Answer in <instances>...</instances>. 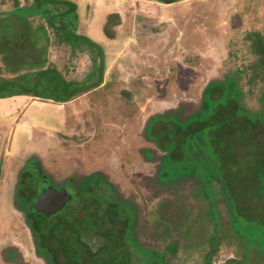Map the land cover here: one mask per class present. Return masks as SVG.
Returning a JSON list of instances; mask_svg holds the SVG:
<instances>
[{"label": "flooded vegetation", "instance_id": "obj_1", "mask_svg": "<svg viewBox=\"0 0 264 264\" xmlns=\"http://www.w3.org/2000/svg\"><path fill=\"white\" fill-rule=\"evenodd\" d=\"M68 1L77 5L78 12V3L74 0ZM183 1L176 0L164 4L163 1L155 0L161 7H169ZM96 9H98V19L94 21L93 29L101 38L98 39L96 34V38H93L89 33L76 31L78 36L90 41L87 43L90 48H87V41L81 40L82 51L76 52L83 53L88 49L91 64L88 74L75 81L91 84L90 79L92 78L93 81L100 71L103 80L98 86L79 93L75 99L57 104L65 106L63 111L66 114V106L80 98H85L83 117L88 121H96L99 127L96 129L94 126L93 132L84 136L85 130L83 126L81 127V119L78 117L73 129L80 128L79 135L75 130H68V124L61 132H48L60 139L58 152L55 153V157L61 162L59 165L50 164L45 160V155H41L38 150L23 151L21 163L12 162L14 156L21 157V152L12 151V154H9L7 150L5 152L0 150V160L4 159L2 163L0 162V186L3 182V167L5 166L7 174L8 171L13 170L12 166L17 168L14 177H11L14 181V189L10 195L11 203L4 204L9 216L4 220L0 218V237L5 231L1 227L3 221L6 223V228L13 227L15 220L12 219V215L20 217L33 245L35 259L41 264H178L191 263V257H196L197 261L202 262L195 261L192 264H214L213 260L222 253L218 241L219 235L226 244L227 239H230L232 245L244 247V244L247 250H254L256 255L259 253L264 255V54L254 53L252 50L253 44L260 43L258 36L264 42V33L253 31L246 36V40L244 39L257 58L255 62L245 67L239 65L235 72L224 75L222 80L216 77L209 78L204 85L198 86L195 82L199 78L194 77L193 81L189 78L187 82V79L183 81L178 77L179 73L176 69L179 66L175 63L176 55L163 54L165 50L173 47L174 42L176 45L179 26L187 24L190 20L189 16L180 17L178 12H175L172 16H167L165 19L168 20L163 23L162 17L155 12V8H138L131 5L124 10H127L128 14L127 20L124 21L123 12L115 6H102ZM88 14L89 6H86L85 17L83 20L79 19L78 23L85 25L89 23ZM133 20L135 21L132 22ZM169 23H173L171 30L167 29ZM89 30L93 32L92 29ZM102 37L103 43L99 41ZM104 40L109 42L108 46L118 44L125 46L113 67V77L121 78L124 85H119V79L110 77L109 82L115 80L111 84V89H99L105 83ZM66 46L73 52L71 46ZM94 56L97 59L95 63ZM162 58H167L171 63V69L167 70V63L163 64ZM159 67L163 71L166 69L168 73L154 74V70L157 71ZM124 78L130 80L126 81ZM199 80L203 81V77ZM100 95H103V98L99 97ZM197 101L198 105L193 112L187 114L183 112V106L193 105ZM102 122L114 123L115 128L104 127L101 131ZM66 123H68L67 118ZM210 126H216L217 129L210 130ZM205 127L209 130H204ZM97 131L102 134H98L100 139L89 146L88 143L94 141ZM1 140H4L2 133H0ZM108 141H114L116 145L111 146L114 148L112 152L116 151L119 157L115 158L108 151L112 144H107ZM84 145L88 147L84 149ZM9 155L12 157H10L11 162L5 160ZM86 159L90 162L86 163ZM155 164L158 165L155 167V179L151 183L155 185L156 197L161 196L167 203L176 201V195H170L169 187L166 186L174 185L168 184L180 173L174 172L179 169L182 172L194 170L184 175L189 177L187 183L194 185L192 193L188 196L193 202L190 229L191 235L195 233L196 227L211 230L207 253L191 245L188 251L191 257L188 258L184 256V250L180 251L176 245H154L152 248V245H142L137 241L139 231H137L136 207L120 197V188L115 185L117 183L109 179L106 170H113L114 166H117L116 179L123 177L125 172L127 174L124 177L132 172H144L142 174L148 176L145 173L146 167ZM29 166L32 169L36 167L39 181L33 180L28 170ZM11 178L8 177L7 181L10 182ZM84 185L89 187L80 191ZM49 187L56 190L65 189L72 198L62 211L46 217L35 212L34 204L42 192ZM139 190L142 192L141 188ZM184 190L185 188L177 194L179 200L184 197ZM3 191L4 189L0 188V206ZM169 196L173 199H169ZM91 204L96 209L93 206L90 211ZM123 205L134 207L136 223H132L134 220L131 214L125 213L126 231L127 226L131 224L127 231L128 240L123 231V236L119 238L120 244H116L115 248L105 245L108 240H105L103 235L97 232L87 234L83 225L78 224L83 218L80 212L87 215V213L94 214V210L103 214L108 213L109 209L110 217L118 220L116 207ZM7 206H10L11 210L7 209ZM79 207L82 209L78 210ZM84 207L87 208L86 211ZM68 216L76 222L73 228L77 234L79 233L77 242L71 248H68L69 245H57L52 242V238L57 236L59 231L66 233L68 230ZM238 218L241 223L246 224L244 227L246 230L251 231L256 227L255 233L244 241H242L244 235L237 231ZM30 222L35 226L38 225L36 230L40 236L42 235L43 240L47 241L40 246L41 254ZM44 222H55L56 226L51 229L45 228ZM57 223L62 224L60 229L57 228ZM258 232H261V235ZM91 238L99 241L95 252L87 245L88 241H84ZM3 244L0 242V245ZM8 245L10 248L7 247ZM8 245H4L5 247L0 251V264H23L22 256L17 250L20 245L14 243ZM179 255L184 258L179 259ZM250 259L253 260V264H260L259 258ZM224 264H247L246 253L244 252V256L239 260L230 258Z\"/></svg>", "mask_w": 264, "mask_h": 264}, {"label": "rangeland", "instance_id": "obj_2", "mask_svg": "<svg viewBox=\"0 0 264 264\" xmlns=\"http://www.w3.org/2000/svg\"><path fill=\"white\" fill-rule=\"evenodd\" d=\"M74 1H76L79 5L77 13L80 20H83V18L85 17L86 6H89L88 16H90L89 23H87L86 25L85 23H77V28L75 30L80 33H89V35L91 34L93 38H96L97 36V33L94 32L95 30L93 29L95 25L93 23L98 19V9H96V7L115 6L119 11L123 12L122 15L124 21L127 20L126 16L128 15L127 10H124L131 5H134L138 8H155V12L162 17L161 21H163V23L164 21L168 20L165 19L167 16L170 17L175 12H178L177 14L180 17L189 16L188 19L190 20L188 21V23L184 26L182 24L179 26L180 28L177 35L178 42H176V45L174 42L173 47L165 50L163 54L169 55L172 53L177 56V62L175 63H178L179 67H177L176 71L179 73L178 77H180L183 81L187 79L188 82L189 78L192 79L191 81H193L194 77L197 79L203 77V81L201 82L199 79L196 80L195 85L198 86L204 85L209 78L212 79L216 77V79L222 80L224 75H227L230 72H235V70L239 68V65H241V67H245L246 65H250L255 62L257 58L252 54L250 46L245 41V38L253 31L264 33V0H184L181 3L169 7L158 6V3H156L155 0ZM13 3L14 0H0V14H6L11 11L14 7ZM26 4L27 3L24 0H20L21 6H25ZM190 14H192V16ZM149 15L150 14L148 12V16ZM29 20L33 28H42L40 25H43L45 27L50 41V61H53L63 74L65 73L67 79H82L85 77V75L88 74L91 64L89 59L91 55L88 49L83 53L77 52L73 54L66 45L53 46L56 44L57 37L54 31L48 28L45 20L41 19L40 17H33ZM99 20L101 21V15ZM134 21L135 20H133L132 22ZM172 26L173 23L167 24V29L171 30ZM89 29H92L93 32H91V30ZM38 37L42 39L41 36ZM97 38L99 39L101 37L97 36ZM99 41L103 43V37L102 40L100 39ZM104 44L105 83L99 89H111V84L115 80L109 82L110 77L113 79H119V85L123 84V82H121V78L113 77V67L118 55L122 51H124L125 46L119 44L108 46L109 42L105 40ZM41 46H44L43 42L41 43ZM161 62L163 64L167 63V70L171 69V63L168 62L167 58H162ZM0 67H3V63L1 62V60ZM164 70L165 71H163L162 68L159 67L157 71L154 70L153 73L167 74V70ZM1 76L5 78L9 77V75L6 74H1ZM124 79L126 81L130 80L127 78ZM101 96L103 98V95H100L99 97ZM21 97H25L22 98L23 102L17 100L16 98L0 100V111L2 110L0 112V133H2L4 138V140L0 141V150L4 152L7 150L6 152H8L9 154H12V151L16 153L21 152V157L14 156L12 158L9 155L7 156V158H5L6 161L8 160L11 162L12 158L14 159L12 162L21 163L23 161V151L30 152L33 150H38L41 155H45V160L50 162V164L55 163L59 165L61 164V162L57 157H55V153L58 152L60 139L57 136H55L54 138L51 133H48V131L55 132L59 130V132H61L64 126H67V124L69 125L68 130L73 131L75 130L73 129V125L75 124L78 117L81 119V127L83 126L85 130L84 136L88 135V133L90 134L91 132H93L94 126H96V129H98L99 127L96 121H88L83 117V111L85 107V104L83 103L85 98H80L72 102L70 105L66 106L67 113L64 114L63 110L65 108L63 107L65 106L58 105L53 101L34 98L31 99L28 96ZM197 105L198 101L193 105L191 104L190 106L186 107L183 106V112L185 114L193 112ZM66 118L68 123H66ZM103 123L104 122H102V127L100 128L101 131L104 130V127L115 128L114 123L105 122L104 126ZM79 130L80 128L75 130L77 135H79ZM98 134L102 135L97 131L96 135H94V141H90L88 143L89 146L93 142H96V140L100 139L98 138ZM107 144H111L110 147L116 145L114 141H108ZM88 145H84V149H86ZM108 151L115 158L119 157V154L116 151L112 152L114 151V148L111 147V149ZM1 159L2 160H0V162L4 160L3 158ZM85 162L87 163L90 161L86 159ZM157 165L155 164L146 167L145 173H147L148 176L143 175L142 173L144 172H129V174H131L127 177H124L127 174V172H125L126 174L123 176L124 178L121 176L119 179H116V171H118V169H116L117 166H114L115 168H113V170H106L108 172L107 174L109 176V179L117 183L115 185L120 188V197H123V200L131 203L136 207L138 215L137 231H139L137 241H139L142 245H152V248L154 245H176L177 249H179L180 251L184 250V256L188 258L191 257V254H188V251L191 249V245H195V249H200L203 252L207 253L209 250L207 245H209L208 239L210 237L211 230H207L205 227H196L195 233L191 235L192 230L190 229V220L193 214V202L190 201V198L188 196L192 193L194 185H192V183L188 184L187 180L189 177H185L184 175L187 172L194 170L189 169V171L182 172L181 169H179L178 171L174 172H180L174 179H172L168 183L169 185H174L171 187L168 185L166 186L169 187L170 191L168 193L170 195H176V201H173L172 203L170 201L167 203V201H163V198L161 196L156 197L155 185L151 183V181L155 179L154 174L155 167H157ZM12 168L13 170L11 172L8 171L9 174H7L5 166L3 167V182L0 186V188L4 189L3 193L1 194L3 196H1L2 205L0 206V218L3 220L5 219V217L7 218L9 216V211L6 212V207L4 206V204L6 205L7 202L9 204L11 203L10 195L14 189V181L11 177H14L17 168L16 166H12ZM28 170L32 175L33 180L37 179L39 181L36 175V167L32 169L29 166ZM7 176L11 178L10 182L7 181ZM140 188L142 189V192L139 190ZM184 188V197L180 199L183 201L179 202L180 200L178 199L177 194H179L181 192L180 190ZM169 199L172 200L173 197L169 196ZM198 205L199 203L196 204V206ZM8 208L11 210L10 206H7V209ZM170 209L171 214H169ZM95 211L96 210H94L93 212ZM116 211L119 216L118 220L112 222L106 219L101 224L102 232L109 229L113 231L111 235L105 237V240H108L109 242L112 238V242L110 245L111 248H115L117 246L115 245V238L117 236H123L125 221L124 216H126L124 211L119 208V206L116 207ZM166 211L169 212L166 213ZM168 214L170 215L169 218L167 217ZM80 215L82 217L85 214L83 215L82 212H80ZM102 215L103 214L98 213V219H101ZM213 216L215 217V214H213ZM12 217V219L15 220V224L13 227L10 226L6 228V223L4 221L1 225V227L5 231L3 232L4 235L0 237V242L4 243L3 245H0V251L3 250V248L5 247L4 245L14 243L15 245H20V248H17V250H19V253L22 256L21 260L23 261V264H41L39 260L35 259L33 245H31L29 235L27 234V231L23 225L24 223L22 219L20 217H16L14 214L12 215ZM170 219H172V221H170ZM11 221L13 222V220ZM168 221L170 222L168 223ZM236 225L237 231L246 234V229L244 228L246 224L241 223L239 219V221L236 220ZM118 226H121V228ZM176 229H178L179 231H177ZM221 237L222 236L220 235L218 236V241L219 245L221 246L220 250L222 251V253L215 260H213L214 264H224L228 262L230 258H236L237 260H239V258H242V256H244V252L246 253L247 264H253V260L250 258L260 259L264 257V255L260 253L256 255L254 250H247V246L244 244V247H242V245H232L230 243V239H227L226 244V241ZM246 238L249 239V237L245 235L242 241H244V239ZM84 241H88L87 245L92 248L93 252H95L98 248L99 241L97 239L91 238L89 240L85 239ZM22 245L25 246V248ZM234 246L239 247L235 248ZM7 247L10 248L9 245ZM183 258L184 257L182 255H179V259ZM188 258H186V260ZM190 260L191 263L180 262L178 264H192L197 261L196 257H191ZM132 261L134 262V259H132ZM200 261L197 262L202 263ZM262 262L264 263V258L259 260L260 264Z\"/></svg>", "mask_w": 264, "mask_h": 264}, {"label": "trees", "instance_id": "obj_3", "mask_svg": "<svg viewBox=\"0 0 264 264\" xmlns=\"http://www.w3.org/2000/svg\"><path fill=\"white\" fill-rule=\"evenodd\" d=\"M27 4L25 6L20 5V0H14L13 9L6 14H0V60L3 63V67H0V100H6L19 96H28L32 98H41L45 100H52L56 103H63L75 99L79 93L84 92L85 89H92L103 80L102 71L92 81L91 84H81L75 80H67L65 75L58 69L57 65L50 61L49 47L50 41L46 33V29L43 25L42 28H33L30 23V18L40 17L44 19L48 28L52 29L56 34L57 41L53 46L69 45L72 47L73 54L76 51H82L80 43L90 41L86 40L82 36L76 34V25L79 21L77 13V5L68 0H24ZM164 4H170L176 0H160ZM38 36H41L40 39ZM260 39V40H259ZM83 42H80V41ZM260 43L252 45L254 53L264 54V42L261 37L258 36ZM44 46H41V43ZM87 48H90L89 46ZM84 50V49H83ZM97 59L94 56V63ZM1 74L9 75L8 78L2 77ZM208 129L207 127L203 128ZM217 127L210 126V130H216ZM209 130V129H208ZM88 185H84L80 188V191L88 188ZM94 205L91 204L89 210L91 211ZM124 213L133 216V220L136 219L134 215V207L131 205L119 206ZM82 209V207H79ZM86 211L87 208L84 207ZM98 212L94 214L84 215L82 220L78 224H82L87 234H93L95 232L102 234L104 237L112 234V230L102 232L101 224L107 219L115 222L114 217H110V210L108 213L104 212L101 219H98ZM68 230L66 233L59 231L58 235L52 238L53 244L57 245H69L68 248L73 246L78 238V234L73 226L76 222L72 220L71 216H68ZM73 221V222H72ZM132 223H136L134 220ZM127 225V221H125ZM45 228H53L56 226L55 222L43 223ZM125 225V226H126ZM38 225H33L30 222V227L36 239V244L39 248V254H41L40 246L44 245L47 241L43 240L42 235L36 230ZM62 224L57 223V228H61ZM131 224L128 225L127 231H129ZM121 228V226H118ZM71 228V229H69ZM251 230V229H250ZM125 237L129 232L123 228ZM256 227L253 230H245L244 236H252L255 233ZM62 233V234H61ZM73 233V235H72ZM261 235V232H258ZM77 234V235H76ZM263 235V234H262ZM121 237V236H119ZM119 237L116 239L119 240ZM115 240V245L120 244V241ZM45 241V242H44ZM123 241V240H122ZM112 238L105 242V245H111ZM134 242V240H132Z\"/></svg>", "mask_w": 264, "mask_h": 264}, {"label": "water", "instance_id": "obj_4", "mask_svg": "<svg viewBox=\"0 0 264 264\" xmlns=\"http://www.w3.org/2000/svg\"><path fill=\"white\" fill-rule=\"evenodd\" d=\"M72 196L65 189L56 190L49 187L44 190L34 204L36 213L51 217L62 211L65 205L71 201Z\"/></svg>", "mask_w": 264, "mask_h": 264}, {"label": "crops", "instance_id": "obj_5", "mask_svg": "<svg viewBox=\"0 0 264 264\" xmlns=\"http://www.w3.org/2000/svg\"><path fill=\"white\" fill-rule=\"evenodd\" d=\"M17 100H20V101H22V98H25V97H21V96H19V97H15ZM21 98V99H20ZM31 98V97H30ZM31 99H33V98H31ZM23 102V101H22ZM62 107V106H61ZM61 107H59V108H61ZM2 111V110H1ZM0 111V112H1ZM48 132H50V131H48ZM56 132H59V130H57V131H55L54 133H56ZM52 135V134H51ZM54 137V136H53ZM55 138V137H54Z\"/></svg>", "mask_w": 264, "mask_h": 264}, {"label": "bare ground", "instance_id": "obj_6", "mask_svg": "<svg viewBox=\"0 0 264 264\" xmlns=\"http://www.w3.org/2000/svg\"><path fill=\"white\" fill-rule=\"evenodd\" d=\"M23 139V138H22ZM6 218V217H5Z\"/></svg>", "mask_w": 264, "mask_h": 264}]
</instances>
